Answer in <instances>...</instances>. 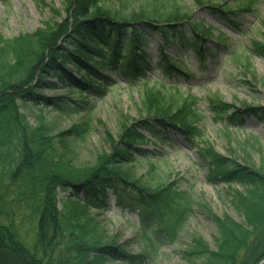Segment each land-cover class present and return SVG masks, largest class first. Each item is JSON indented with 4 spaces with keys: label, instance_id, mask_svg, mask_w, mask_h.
Wrapping results in <instances>:
<instances>
[{
    "label": "trees",
    "instance_id": "16d2710c",
    "mask_svg": "<svg viewBox=\"0 0 264 264\" xmlns=\"http://www.w3.org/2000/svg\"><path fill=\"white\" fill-rule=\"evenodd\" d=\"M103 1L75 0L76 10L68 26H60L55 31L51 32L48 25L43 33L0 40V177L7 176L17 185L20 196H25L31 217L38 223V248L43 250L39 254L40 250L27 247L19 239L13 222H2L0 206V264H56L57 255L51 256L54 250L57 254L64 248L61 241L64 233H69L65 245L76 256L74 264H93L106 258L110 250L107 246L91 243L73 229L64 232L67 219L58 207L60 193L97 211L108 210L114 197L118 208L138 215L153 254L156 246L147 236V228L155 226L172 243L200 206L189 193L180 191L175 181L154 183L156 163L149 158L150 151L140 148L149 139L138 130H146L156 142H165L159 135L174 131L194 144L201 136L196 126L201 116L196 97L185 96L176 88L155 81L143 97L147 118L129 126L111 154L80 166L66 163L51 143L41 140V131L48 130L47 124L38 126L39 132L20 112L22 105L48 107L64 115L85 111L89 104L83 97L103 98L113 82L111 75H105L104 71L120 77L129 86L148 85L154 70L170 80L178 75L195 77L187 71L185 61L179 62L163 53L168 47L177 49L184 57L193 54L199 65L205 64L207 53H211L207 42L213 37L212 28L192 23L191 13L177 0H118L122 2L120 11L104 7ZM195 1L201 7L209 2ZM232 1L233 5L225 0L220 6H209L206 10L235 23L241 13L251 12L256 4V0ZM100 3L102 6L97 8ZM150 33L162 42L159 45L161 61L156 67H152L149 54L142 50L152 43ZM217 40L226 45L222 34ZM250 52L264 59V41H253ZM58 86L69 93L77 92L79 101L68 103L65 97L42 94ZM209 108L215 121L226 124L228 129L229 126L243 129L250 117L264 120V107L240 108L214 94L209 97ZM256 144L251 148L256 149ZM198 152L207 168L209 182L242 187L243 192L233 190L237 202H242L248 210L250 227L215 217L218 240L228 247L227 251L212 250L197 243L187 253L202 258L203 264L262 263L264 156L259 164L252 161L249 164V160L240 162L208 143L198 147ZM143 161L149 168L140 179L132 171ZM238 208L242 209L239 205ZM251 208L254 211L249 215ZM165 211L174 220L163 232L160 225ZM113 254L122 264H145L151 258L147 251L133 255L114 250Z\"/></svg>",
    "mask_w": 264,
    "mask_h": 264
},
{
    "label": "rangeland",
    "instance_id": "374dc122",
    "mask_svg": "<svg viewBox=\"0 0 264 264\" xmlns=\"http://www.w3.org/2000/svg\"><path fill=\"white\" fill-rule=\"evenodd\" d=\"M223 1L209 0L206 7H201L195 0H177L184 10L191 13L192 23L203 24L213 31V37L207 42L212 54L207 53L205 67L198 66L199 62L193 54L184 57L173 47L166 49V53L175 60L185 61L187 71L195 74V78L178 75L170 80L154 70L153 75H150L153 79L148 85L143 83L129 86L120 77L104 71L105 75H111L113 82L103 98L82 96L89 104L85 111L64 115L48 107L21 106V114L36 130L40 132L38 126L47 124L48 130L41 131V140L51 143L66 163L80 166L93 164L100 156L111 154L123 132L137 121L147 118L143 97L155 81L199 100L197 109L201 116L196 126L201 136L194 144L174 131L159 135L165 142H156L146 130L138 129L143 137L149 139L140 148L150 151L149 158L156 163L157 178L154 183L175 181L180 191L189 193L200 205L189 216L174 242H167L165 235L150 225L147 236L153 239L156 246L153 254L138 215L118 208L114 197L108 210L97 211L68 200L67 194L60 193L58 207L67 219L64 232L76 230V233L82 234L91 243L110 248L104 260H95L93 264H122L116 259L118 256L113 254L114 250L133 255L147 251L151 253V258L145 264H203L202 258L187 253L192 244L200 243L212 250L228 249L218 240L215 217L228 218L250 227L248 210L242 202H237L233 190L235 188L243 192L242 187L209 182L207 168L198 152V147L208 143L228 158L240 162L249 160V164L251 161L259 164L264 156V120L250 117L243 129L230 126L228 129L226 124L215 121L209 108V97L213 94L240 108L264 107V59L250 52L253 41H264V0H256L253 10L241 13L235 23L225 21L216 13L206 10L209 6H220ZM228 1L234 4V1ZM121 3L118 0L103 1L104 7L113 11H120ZM101 6L102 3L97 8ZM75 10V0H0V40L43 33L49 27L52 32L60 26H68ZM219 34L224 35L227 46L219 43ZM148 37L152 43L142 50L152 55L150 62L152 67H156L161 61L158 45L162 42L152 33ZM42 94L65 97L68 103L80 99L77 92L69 93L63 86L51 92L44 90ZM71 131L74 132L70 134ZM253 143H257L256 149L251 148ZM134 153L142 157L137 151ZM148 168L147 162L143 161L132 172L141 179L146 176ZM20 195L17 185L12 184L7 176L0 177L2 222L12 221L19 239L30 249L40 250L41 254L43 250L38 248V223L31 217L25 196ZM253 211L251 208L249 215ZM173 220V215L165 211L160 229L164 232L166 227L172 226ZM68 240L69 233H64L61 239L64 248L57 254L54 250L51 256L57 255L56 264H74L76 256L67 251L65 245Z\"/></svg>",
    "mask_w": 264,
    "mask_h": 264
}]
</instances>
